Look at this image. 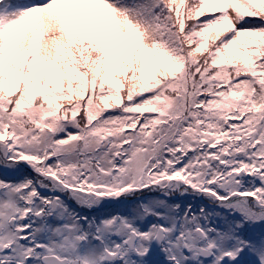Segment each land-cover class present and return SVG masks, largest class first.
Wrapping results in <instances>:
<instances>
[{
  "label": "snow or ice",
  "instance_id": "obj_1",
  "mask_svg": "<svg viewBox=\"0 0 264 264\" xmlns=\"http://www.w3.org/2000/svg\"><path fill=\"white\" fill-rule=\"evenodd\" d=\"M0 264H264V0H0Z\"/></svg>",
  "mask_w": 264,
  "mask_h": 264
}]
</instances>
